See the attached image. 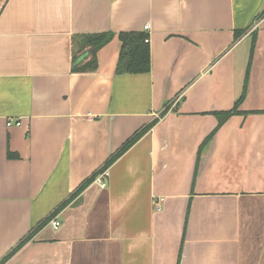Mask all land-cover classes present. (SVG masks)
<instances>
[{
    "label": "crops",
    "instance_id": "1",
    "mask_svg": "<svg viewBox=\"0 0 264 264\" xmlns=\"http://www.w3.org/2000/svg\"><path fill=\"white\" fill-rule=\"evenodd\" d=\"M262 12L264 0H0L1 264H264ZM126 31L148 34L149 72L115 73ZM104 32L95 72H73L79 37ZM253 37L241 113L204 142L242 93ZM152 122L104 186L86 182Z\"/></svg>",
    "mask_w": 264,
    "mask_h": 264
},
{
    "label": "trees",
    "instance_id": "2",
    "mask_svg": "<svg viewBox=\"0 0 264 264\" xmlns=\"http://www.w3.org/2000/svg\"><path fill=\"white\" fill-rule=\"evenodd\" d=\"M264 12H262L263 14ZM261 14V15H262ZM259 15V16H261ZM241 33V32H239ZM113 37L112 32L94 33L89 35H82L79 37V45L76 47L75 54L72 59L73 72H95L97 69V51L103 47ZM148 34L145 31H126L118 33V39L121 42V48L115 68L117 75L127 73H147L150 70V47L148 41ZM254 48V37L250 51V58L246 69L243 90L239 98L235 101L233 107L226 111L217 112L218 124L213 133L208 136L204 142L208 141L214 132L233 114H240L238 110L240 104L245 98L248 86V77L250 71V60ZM164 110L161 115H164ZM154 122L144 126L136 131L129 139H127L120 149L113 154L98 171L101 172L106 169L115 159L121 156L127 149H129L141 136H143L153 125ZM93 174L86 182L93 181L95 176ZM7 256H10L7 255ZM4 260V259H3ZM0 261V264L3 262Z\"/></svg>",
    "mask_w": 264,
    "mask_h": 264
},
{
    "label": "built area",
    "instance_id": "3",
    "mask_svg": "<svg viewBox=\"0 0 264 264\" xmlns=\"http://www.w3.org/2000/svg\"><path fill=\"white\" fill-rule=\"evenodd\" d=\"M144 29L147 30L148 29V25L144 26ZM149 39L147 38L146 41H148ZM17 125L19 124L18 122L16 123ZM108 176V172L107 170H103L101 171L99 174H97L94 178V181L96 183H98L100 186H104L105 185V179ZM163 202V198L162 197H156L153 199V204L154 206L160 210L161 209V204ZM51 227H53L54 229H57L60 226V222L59 221H52L51 223Z\"/></svg>",
    "mask_w": 264,
    "mask_h": 264
}]
</instances>
